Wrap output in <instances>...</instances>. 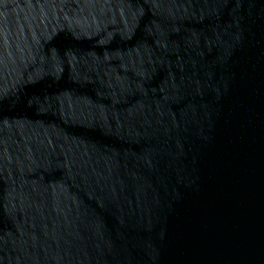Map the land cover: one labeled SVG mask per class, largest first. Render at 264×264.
Instances as JSON below:
<instances>
[{
	"label": "water",
	"instance_id": "95a60500",
	"mask_svg": "<svg viewBox=\"0 0 264 264\" xmlns=\"http://www.w3.org/2000/svg\"><path fill=\"white\" fill-rule=\"evenodd\" d=\"M0 264H264V0H0Z\"/></svg>",
	"mask_w": 264,
	"mask_h": 264
}]
</instances>
